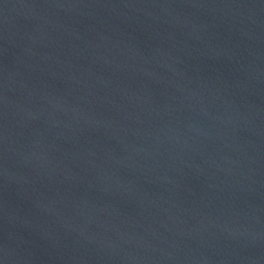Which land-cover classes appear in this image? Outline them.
<instances>
[{"label":"water","instance_id":"1","mask_svg":"<svg viewBox=\"0 0 264 264\" xmlns=\"http://www.w3.org/2000/svg\"><path fill=\"white\" fill-rule=\"evenodd\" d=\"M0 264H264V0H0Z\"/></svg>","mask_w":264,"mask_h":264}]
</instances>
